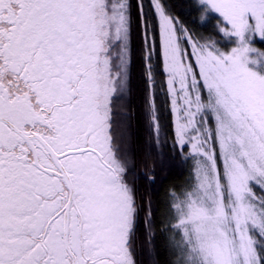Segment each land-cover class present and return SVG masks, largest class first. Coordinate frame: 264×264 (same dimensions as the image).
<instances>
[{
    "label": "snow or ice",
    "instance_id": "6c2138e0",
    "mask_svg": "<svg viewBox=\"0 0 264 264\" xmlns=\"http://www.w3.org/2000/svg\"><path fill=\"white\" fill-rule=\"evenodd\" d=\"M0 264H264V0H0Z\"/></svg>",
    "mask_w": 264,
    "mask_h": 264
},
{
    "label": "trees",
    "instance_id": "16d2710c",
    "mask_svg": "<svg viewBox=\"0 0 264 264\" xmlns=\"http://www.w3.org/2000/svg\"><path fill=\"white\" fill-rule=\"evenodd\" d=\"M139 105H140V98H139V93L138 92H134L133 95V106L136 107L137 109H139ZM141 135H143V125H141ZM176 175L175 172H173L168 178H167V182L165 184L162 185H157V195L158 196H162L164 189L167 188L168 183L173 181L174 176Z\"/></svg>",
    "mask_w": 264,
    "mask_h": 264
}]
</instances>
